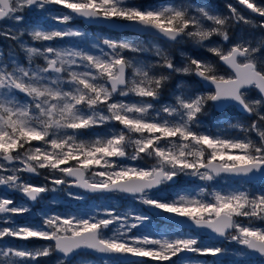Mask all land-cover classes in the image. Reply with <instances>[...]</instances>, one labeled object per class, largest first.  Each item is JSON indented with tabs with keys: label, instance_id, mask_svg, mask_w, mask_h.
Returning a JSON list of instances; mask_svg holds the SVG:
<instances>
[{
	"label": "snow or ice",
	"instance_id": "6c2138e0",
	"mask_svg": "<svg viewBox=\"0 0 264 264\" xmlns=\"http://www.w3.org/2000/svg\"><path fill=\"white\" fill-rule=\"evenodd\" d=\"M225 7L227 14L172 2L0 0V38L10 42L6 56L0 51V264H37L53 254L60 255L58 264H70L84 252L105 257L103 264H216L188 254H229L205 244L193 225L237 245L231 251L239 258H264V35H232L240 24L264 31V19L256 18H264V3L234 0ZM30 13L63 27L32 23ZM74 18L131 28L156 43L109 37L90 47L55 43L89 40L71 26ZM183 44L211 58L181 52L178 66L171 50ZM174 76H194L202 90L181 80L162 103ZM229 107L244 120H225L227 127L217 130L205 125L210 108ZM98 128L107 133L84 138ZM145 160L153 163L144 167ZM35 177L44 182L33 183ZM181 177L206 184L234 177L239 186H198L195 194L165 197L162 186ZM73 188L105 199L129 196L143 207L17 223L31 214L29 202L41 203L49 193L84 200ZM161 214L167 231L154 224ZM6 239L51 243L21 247Z\"/></svg>",
	"mask_w": 264,
	"mask_h": 264
},
{
	"label": "rangeland",
	"instance_id": "374dc122",
	"mask_svg": "<svg viewBox=\"0 0 264 264\" xmlns=\"http://www.w3.org/2000/svg\"><path fill=\"white\" fill-rule=\"evenodd\" d=\"M177 1L180 0H139L140 3L143 4H161V3H176ZM185 1V0H182ZM261 3L264 2V0H258ZM227 2H231L230 0H225L222 2H212V1H201L198 0L195 3H188L195 6H207L208 10L213 11V12H219V13H224L227 14V8L225 7V4ZM178 3V2H177ZM56 7V6H53ZM62 11L66 12V9H62ZM54 14H59L58 12ZM28 19L30 22L35 23V24H43L44 27H63V25H59L54 23L52 20L48 19L45 20L44 16L42 13H36V14H28ZM79 20L74 18L72 22V27L78 28L81 31H84L88 34L89 40L87 42H79L76 40H66V41H57L55 43L58 44H63L65 46H78V47H90L91 42L95 41L97 37H109L112 39H124V38H115L113 37V33L109 32L103 28H86L82 23V25H79ZM232 35L233 38L236 39V27L232 30ZM25 39H30L28 37H25ZM129 39V38H127ZM132 39H138L140 42H142L145 46H151V44L156 43L155 41L151 40L149 37H134ZM9 41L4 40L3 38H0V51H3L5 56L8 54L9 51ZM172 55L174 57L175 63L178 66H182L184 63L183 58L181 56V52L186 53L187 55L190 56H203L206 58H211L210 54L204 52L203 49H197L191 44H183V45H178L172 50ZM17 53V58L21 62H25V58L23 53L17 48L16 49ZM148 59H151L150 56L147 57ZM214 59V58H213ZM224 71L223 69H221ZM190 76H174L172 81L169 83L168 88L165 89L164 94L162 96L161 102L166 103L169 102L171 99V92L175 90L176 85L179 81L183 80L185 81L186 88L190 89L191 91H200L201 87L194 82L189 81ZM204 123L207 127L212 128L213 130H217V126L219 125L220 127H227V125L224 123L225 120H244V117L239 115L235 109H229L223 114H218L215 109H209V115L205 116L204 118ZM91 132L98 133L100 135H104L107 133V128H98L94 130H90L88 134L85 135V139H91L93 138L91 135ZM132 149L131 147L129 148V153H131ZM153 161L150 160H145L142 164L144 167H149ZM46 171V170H45ZM43 177L41 179L34 178L33 183H43ZM198 186H203L206 187L208 191H212L213 189L217 190H225L229 189L231 187H238L237 182H233L230 178L228 177H220L217 178L216 181L210 182L206 184V182L196 180L194 178H188V177H181L179 178V182L177 185L169 187L168 185H164L162 189L160 190L162 194L165 197L168 198H178V195L180 194H195L196 191L199 190ZM261 185L260 183H256L255 187L259 188ZM51 187V185H49ZM245 187H251L250 185H245ZM73 192H80L85 199L82 201H77L74 199H71L67 197V195L63 193H49L47 194L46 199L41 202V203H30L31 206V214H25L23 218L21 217H16L17 223L24 224V223H39L42 215L44 214H60V215H66L68 213H76V214H83V213H88V214H94L98 212H103L104 209H110L115 207L117 210L120 212H125L129 210H142L141 205H139L136 201H134L131 197H126L122 196L120 194H116L113 198L111 199H105L102 198V195L100 196H89L86 193L77 190L75 188L71 189ZM15 199L17 201H21L24 198L20 194L15 195ZM163 216V214H161ZM154 224L159 225L161 230L167 231L169 230V225H165L162 222H159L158 220L155 219ZM0 226H3L0 224ZM173 231H176L174 227L171 229ZM203 234V233H200ZM199 234V235H200ZM201 239L204 241L205 244L208 246H219V244H214L208 239L204 238V236L200 235ZM2 243H9L15 246H28V247H36L45 243H51V242H46V241H40L36 239H32L29 241H18V240H5ZM222 247H225L230 250L229 254L227 256H224L226 260L223 261H217L213 257H198L194 256L192 254H188L191 256V258L196 261H208L211 262L213 260L216 261V264H264L263 261L256 260L252 255L246 257V258H239L236 256L235 252L231 251L233 249H236L238 246L235 245L234 243H229L227 240L225 244L222 245ZM184 255V254H182ZM209 258V259H207ZM174 260H177L179 258H173ZM60 258L57 257L55 254L51 255L50 257L47 258H41L37 264H58ZM81 261H88L89 264H103V261L92 258L88 255H79L77 256L70 264H81ZM147 264H155V262L148 261Z\"/></svg>",
	"mask_w": 264,
	"mask_h": 264
},
{
	"label": "water",
	"instance_id": "95a60500",
	"mask_svg": "<svg viewBox=\"0 0 264 264\" xmlns=\"http://www.w3.org/2000/svg\"><path fill=\"white\" fill-rule=\"evenodd\" d=\"M210 1H222V0H210ZM232 2H234V0H232ZM240 8H242V6L238 5ZM67 11V10H66ZM246 14H248L246 12ZM252 15H255V14H252ZM257 19H264V18H259V17H256ZM77 20H79L86 28H103L109 32H112L116 35H124V34H129L131 36H134V37H140V38H144V37H147L145 34H140V33H137L134 29H131V28H126V27H111L109 24L107 23H90L88 21H85V20H81L80 18H76ZM196 78V77H195ZM196 80L198 81V79L196 78ZM199 82V81H198ZM200 83V82H199ZM231 107L229 108H226V109H215V111L218 113V114H223L225 113L228 109H230ZM235 109V108H234ZM237 111V113L241 116L244 117V114L240 113L238 111V109H235ZM35 178H38V177H35ZM230 178L232 181L234 182H237L239 180V178H234V177H228ZM256 183H259V182H256ZM162 189V188H161ZM160 189V190H161ZM77 190H80V189H77ZM82 191V190H80ZM83 192V191H82ZM86 193V192H84ZM87 195L89 196H100L101 194H93V193H86ZM126 197H129V196H126ZM30 203H34V202H30ZM165 223L169 224L166 217L164 216L163 219H162ZM193 229L195 231H199V232H202V233H205L207 234L211 239L213 240H218V241H224L223 238H219V237H216L214 234H211L210 232H208L207 230H204V229H196L195 226L193 225L192 226ZM81 254H88L96 259H99L101 261H104V259H106L105 257H102V256H98L96 254H93V253H90V252H84V253H81ZM57 257H60L59 254H55ZM80 255V254H78ZM78 255L74 256L70 262H72ZM255 258L257 259H261V257H259L258 254H252ZM108 259H116L115 257H112V258H108Z\"/></svg>",
	"mask_w": 264,
	"mask_h": 264
},
{
	"label": "flooded vegetation",
	"instance_id": "af4514ba",
	"mask_svg": "<svg viewBox=\"0 0 264 264\" xmlns=\"http://www.w3.org/2000/svg\"><path fill=\"white\" fill-rule=\"evenodd\" d=\"M201 1H207V0H201ZM210 1V0H209ZM222 1H225V0H222ZM222 1H216V2H222ZM228 1V0H227ZM232 2V0H230ZM212 2H215V1H212ZM258 3H261L260 1L257 0ZM264 3V2H263ZM237 7H239L237 5ZM246 14V13H245ZM247 15V14H246ZM262 35H264V31L262 30H259V29H253L249 26H246V25H243V24H240L239 26L236 27V39H239L240 37H254V38H260ZM223 69V68H222ZM224 70V69H223ZM189 81L190 82H194V83H197L200 87H201V84L196 80V78L194 76H190L189 78ZM202 90V89H201ZM230 109H234V108H230ZM229 110V109H228ZM227 110V111H228ZM39 179H41V177H39ZM234 182V181H233ZM163 187V186H162ZM165 215L163 216H158L156 217L155 219L158 220L159 222H162L164 223L165 225H169L167 223H165L162 219ZM24 217V216H23ZM21 217V218H23ZM197 233H202V232H199V231H195ZM202 236H204V238L208 239L209 241H211L212 243L214 244H219V246H222L223 244H225L226 240L224 241H218V240H213L211 239L207 234L203 233V234H200ZM80 255H88V254H80ZM79 256V255H78ZM90 256V255H88ZM253 256V255H252ZM92 257V256H90ZM254 257V256H253ZM94 258V257H92ZM255 258V257H254ZM209 259V258H207ZM217 261H223V260H226L224 258V256H221L219 258H215ZM256 260H259L260 262L263 261L264 262V258H261V259H257L255 258ZM148 263V262H147Z\"/></svg>",
	"mask_w": 264,
	"mask_h": 264
},
{
	"label": "trees",
	"instance_id": "16d2710c",
	"mask_svg": "<svg viewBox=\"0 0 264 264\" xmlns=\"http://www.w3.org/2000/svg\"><path fill=\"white\" fill-rule=\"evenodd\" d=\"M198 0H185V1H182V0H180V1H177L178 3H184V4H188V3H195V2H197ZM176 2V3H177ZM79 25L81 26L82 24H81V22H79ZM113 35V37H115V38H129V39H132V38H134V36H131V35H129V34H124V35H116V34H112Z\"/></svg>",
	"mask_w": 264,
	"mask_h": 264
}]
</instances>
